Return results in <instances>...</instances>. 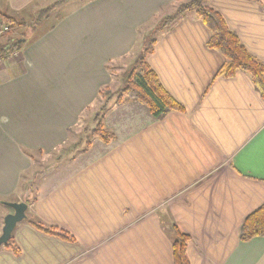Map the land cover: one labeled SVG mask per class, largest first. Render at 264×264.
Returning a JSON list of instances; mask_svg holds the SVG:
<instances>
[{
  "label": "crops",
  "instance_id": "1",
  "mask_svg": "<svg viewBox=\"0 0 264 264\" xmlns=\"http://www.w3.org/2000/svg\"><path fill=\"white\" fill-rule=\"evenodd\" d=\"M56 1L0 0V16L32 21ZM174 1L67 0L0 59L9 64L0 63V199L17 195L32 164L22 149L61 144L112 81L104 64L130 53L138 28ZM207 3L264 62V0ZM209 37L194 13L157 37L147 63L183 111L154 118L134 100L110 104L103 121L116 139H94L39 185L12 232L19 252L1 246L0 264H172L173 225L189 235V264H264V237L239 240L242 221L264 202V99L245 72L216 75L225 58Z\"/></svg>",
  "mask_w": 264,
  "mask_h": 264
},
{
  "label": "trees",
  "instance_id": "2",
  "mask_svg": "<svg viewBox=\"0 0 264 264\" xmlns=\"http://www.w3.org/2000/svg\"><path fill=\"white\" fill-rule=\"evenodd\" d=\"M64 1L67 0H58L38 10L35 16L32 17V24L24 20H16L14 18L2 16L4 21L9 25V30L0 33L1 36H7L5 41H0V59H5L12 53L18 52L25 42L26 37L19 39L12 38L14 33L28 27L34 29V25L36 26L43 19H47L56 5ZM80 1L85 2L87 0ZM207 2L208 0H175L167 6L173 8L172 11L162 13L164 9L167 8L164 7L138 28L136 46H138L137 43L139 42L140 36L142 37L151 33L153 38L150 39L147 47H144L140 51L139 49L135 51V48L131 51H135L133 53L134 57L130 68L123 72V76H121L122 86L119 87V95H117L115 100L116 103L122 102V97L134 99L143 104L154 118H160L170 111H183V106L161 85L156 73L147 63V57L153 51L157 37L188 13H194L209 29L210 37L207 46L219 52L225 58L224 64L219 68L216 75L230 77L237 71L245 72L249 75L254 85L259 90L261 97L264 99V62L256 59L247 50L238 36L228 27L223 16L210 7ZM130 53L112 59L104 64V68L110 76L113 74L111 69L112 65L115 62H119ZM111 96L112 92L108 85L99 89L96 99H103V103L94 115V119H97V122L91 129V134L99 138L105 144H109L116 139V135L112 131L107 130L102 123V118ZM87 108L88 106H86V109ZM86 143L89 145L90 141ZM22 151L31 160L33 159L31 152L25 149H22ZM36 199L37 195L33 198L27 196L23 198L22 201L30 204ZM32 223L36 228L45 233L71 239L70 234L63 230L44 226L41 222L37 221ZM172 229V264H189L186 255V245L189 241V235L180 231L174 225ZM254 237H264V202L244 218L239 228L240 241H248ZM3 246L10 248L16 254L19 252L17 245L14 244L12 240V235L9 241Z\"/></svg>",
  "mask_w": 264,
  "mask_h": 264
},
{
  "label": "rangeland",
  "instance_id": "3",
  "mask_svg": "<svg viewBox=\"0 0 264 264\" xmlns=\"http://www.w3.org/2000/svg\"><path fill=\"white\" fill-rule=\"evenodd\" d=\"M68 3L67 5L60 6L59 9H56L49 17L48 21L39 23L36 27L34 25V29L32 28H26L19 30L18 32L14 33L12 38L19 39L22 37H27L25 40V43H29L33 40V38L46 26H48L57 16H60L61 13H63L64 9H67L69 7ZM173 8L167 7L164 9L162 13H168L172 11ZM24 19H28V17H25ZM45 20V19H44ZM42 20V21H44ZM28 23L32 22L30 20H27ZM0 23H6L4 21L3 17L0 16ZM152 25V24H151ZM140 36V35H139ZM7 36L0 35V41H5ZM153 38L151 33H148L147 35L140 36L139 42L137 43L138 46L135 47V51L139 49H143L144 47H147L149 45L150 39ZM131 52L129 55L124 57L119 62H115L112 65V76L111 82L108 84L112 96L111 99L107 105V108L105 109L102 123L104 125V118L108 114L109 108H112V105L114 104H121L125 100H134L129 99L126 97H122L123 100L120 103H116L115 100L117 98V95H119L118 90L119 87L122 86V79L121 76H123V72L127 71L132 63L134 52ZM12 58V57H11ZM2 68H6L7 65H9L6 61L0 62ZM5 64V67L3 65ZM136 101V100H134ZM138 102V101H137ZM103 103V99H96L94 102L90 103L88 108L84 109L79 115L76 123L71 125L66 130V136L65 140L56 146L55 148L46 151V152H40V151H32L33 159L32 164L30 168L22 173L20 177V184L18 186L17 195L15 197H12L10 199H4V200H18L22 201L23 198L29 197L33 198L37 194V190L39 185L46 179H50L48 182H53L57 179V176L55 174L59 175L60 170L64 168L67 164L70 162H74L76 158L81 156L80 158L84 157V153L88 151L90 145L92 144V141L94 139H99L96 136H93L91 134V129L95 126L97 119H94L95 113L98 111V109L101 107ZM140 103V102H139ZM111 105V107H109ZM141 104V103H140ZM143 105V104H142ZM105 127V126H104ZM106 128V127H105ZM107 129V128H106ZM108 130V129H107ZM110 131V130H109ZM100 140V139H99ZM87 141H90L89 145H87ZM79 158V159H80ZM65 173V172H64ZM52 179V180H51ZM12 209L8 206H5L3 204H0V228L2 229L3 226V219L6 214L10 213Z\"/></svg>",
  "mask_w": 264,
  "mask_h": 264
},
{
  "label": "water",
  "instance_id": "4",
  "mask_svg": "<svg viewBox=\"0 0 264 264\" xmlns=\"http://www.w3.org/2000/svg\"><path fill=\"white\" fill-rule=\"evenodd\" d=\"M0 204L8 206L12 211L5 215L0 233V247L5 245L11 238L16 225L26 218L28 204L24 201L0 200Z\"/></svg>",
  "mask_w": 264,
  "mask_h": 264
},
{
  "label": "built area",
  "instance_id": "5",
  "mask_svg": "<svg viewBox=\"0 0 264 264\" xmlns=\"http://www.w3.org/2000/svg\"><path fill=\"white\" fill-rule=\"evenodd\" d=\"M9 30V25L6 23H0V33L6 32Z\"/></svg>",
  "mask_w": 264,
  "mask_h": 264
}]
</instances>
